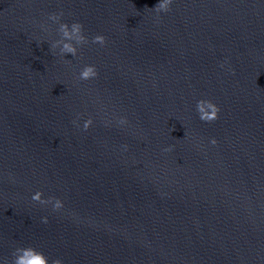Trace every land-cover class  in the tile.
<instances>
[{"label": "water", "instance_id": "95a60500", "mask_svg": "<svg viewBox=\"0 0 264 264\" xmlns=\"http://www.w3.org/2000/svg\"><path fill=\"white\" fill-rule=\"evenodd\" d=\"M158 3L0 0V264L27 246L49 264H264V0ZM61 11L89 38L75 57L50 50Z\"/></svg>", "mask_w": 264, "mask_h": 264}, {"label": "clouds", "instance_id": "9594fccd", "mask_svg": "<svg viewBox=\"0 0 264 264\" xmlns=\"http://www.w3.org/2000/svg\"><path fill=\"white\" fill-rule=\"evenodd\" d=\"M171 0H159V3L155 5L154 9L157 13L169 11ZM63 12L51 13L49 14V19L54 23H57L59 26L57 32L59 34V39H56L51 42L50 50H55L59 48V54L63 58L67 54H71L75 57L78 54L79 47L89 43V38L84 33V25L80 21H73L70 25L67 22H61L63 17ZM44 27V25H41ZM48 29L45 28V31ZM91 43L99 44L101 46L107 43V37L103 34H96L91 38ZM70 63V61H65ZM98 75V71L94 64H86L83 66L79 73L80 80H89ZM196 110L199 116V119L210 123L217 120L218 114L220 112V107L210 99H200L197 101ZM127 122L126 117H120L118 123L124 124ZM93 123L91 117L86 119L83 124L84 130H87ZM212 144H216L217 141L215 138H212L210 141ZM127 148V145L124 146ZM172 146L164 149V151H171ZM35 202H38L40 205H52L53 211H59L63 208L64 202L59 197L49 196L44 197L41 190H37L31 197ZM42 223H48V217L44 216L41 218ZM5 264H8L5 261ZM11 264H49V258L40 250L32 246L27 247H17L12 253ZM51 264H63V261L59 258L53 259Z\"/></svg>", "mask_w": 264, "mask_h": 264}]
</instances>
